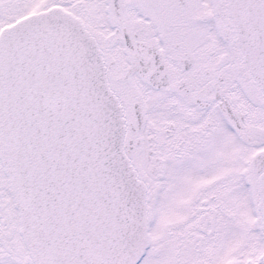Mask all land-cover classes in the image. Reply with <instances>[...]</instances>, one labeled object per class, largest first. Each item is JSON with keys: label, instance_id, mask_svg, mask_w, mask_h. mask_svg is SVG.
<instances>
[{"label": "snow or ice", "instance_id": "6c2138e0", "mask_svg": "<svg viewBox=\"0 0 264 264\" xmlns=\"http://www.w3.org/2000/svg\"><path fill=\"white\" fill-rule=\"evenodd\" d=\"M0 264H264V0H0Z\"/></svg>", "mask_w": 264, "mask_h": 264}]
</instances>
